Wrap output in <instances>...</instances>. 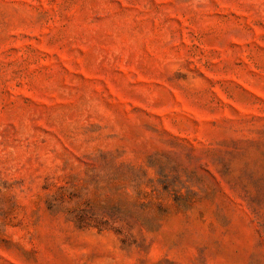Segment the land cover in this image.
<instances>
[{"label":"rangeland","instance_id":"1","mask_svg":"<svg viewBox=\"0 0 264 264\" xmlns=\"http://www.w3.org/2000/svg\"><path fill=\"white\" fill-rule=\"evenodd\" d=\"M0 264H264V0H0Z\"/></svg>","mask_w":264,"mask_h":264}]
</instances>
